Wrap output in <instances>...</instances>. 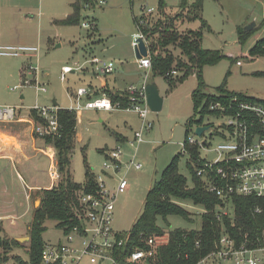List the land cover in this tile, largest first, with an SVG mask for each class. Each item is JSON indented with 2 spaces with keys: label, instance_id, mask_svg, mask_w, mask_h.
Here are the masks:
<instances>
[{
  "label": "rangeland",
  "instance_id": "374dc122",
  "mask_svg": "<svg viewBox=\"0 0 264 264\" xmlns=\"http://www.w3.org/2000/svg\"><path fill=\"white\" fill-rule=\"evenodd\" d=\"M192 1L188 0L189 3ZM180 2L163 0V10L159 9V0H106L104 6L84 4L78 12L80 22L63 25L61 21L72 12L74 0H0V47L30 45L39 48L38 57L32 59L0 56V106L20 108L18 115L25 117L35 106L49 107L52 101L58 108L74 107L72 93L80 87H91L95 92L103 84L110 90H123L130 85L140 88L144 81L142 71L135 63L132 44L133 35L138 32L137 22L146 14L147 8L154 9L148 19L151 22L161 16L173 17L179 12ZM201 17L208 25L203 30L202 48L223 55L215 64L203 67L204 93L218 95V89L223 88L227 92L264 100V54L253 55L250 52L264 37V0H203ZM90 21L94 23L93 28L82 26V23L89 24ZM252 24L246 39L238 42V30ZM179 25L180 32L197 30L200 21H185ZM169 51L175 59L182 58L178 48L171 47ZM93 59L112 62L114 71L99 75L98 65L92 63ZM29 66L38 67L37 76L27 73ZM63 66L71 67L74 72L61 80ZM181 75L177 71V76L172 78L175 80ZM146 83L155 85L162 107L158 112L149 109L147 120L152 126L144 132L143 143L136 154L126 141L116 140L119 136L129 140L133 132L139 130L141 120L136 113L95 109L75 112L76 137L69 168L72 180L84 185L88 167L110 191L118 177H125L128 183V189L112 200L111 229L117 234L129 232L137 223L144 213L149 189L159 181L164 169L175 158H178L179 173L185 177L189 187L193 185L183 150L186 140L206 141L208 146L198 150L199 156L206 161L217 158L215 150L222 142L219 136L210 135L211 132L221 133L215 119L203 118L202 124L213 125V128L201 138L194 133L195 124H189L193 118L195 121L200 119V114L195 115L192 100L198 83L194 72L171 85L167 78L150 71ZM85 101L84 98L82 103ZM0 130L12 137H4L11 148L0 151V156L11 158L0 160V237L22 238L27 236V225L39 205L34 197L38 189L34 188L50 187L49 161L39 152L40 142L29 124H0ZM117 146L123 150V164L135 155V162L141 163L142 169L127 171L124 168L108 177L102 166L108 151ZM182 153L184 155L180 157ZM176 203L189 214L190 220L172 214L165 219L159 218L157 226L166 231L200 230L203 207L190 200ZM44 227L41 234L44 245L64 244V233L56 222L46 221ZM27 243L23 248H13L10 254L27 261ZM81 264L89 263L83 260ZM207 264L233 263L216 259Z\"/></svg>",
  "mask_w": 264,
  "mask_h": 264
},
{
  "label": "trees",
  "instance_id": "16d2710c",
  "mask_svg": "<svg viewBox=\"0 0 264 264\" xmlns=\"http://www.w3.org/2000/svg\"><path fill=\"white\" fill-rule=\"evenodd\" d=\"M94 0H74L72 14L61 21L63 25H75L80 22L78 12L81 5H94ZM159 9L163 10V0H159ZM203 0H181L179 12L173 17L161 16L155 22L149 17L144 20L148 24L142 28L145 39L148 43L151 58V70L153 74H160L167 78L171 85L181 81L191 73L197 77V89L192 94L195 115L200 114V119L195 118L189 124L202 126L203 118L211 117L208 111L211 102L236 98L239 101L256 103L264 107V100L247 97L241 94H234L218 89V95L205 94V84L202 79L204 66L215 64L223 55L217 51H210L202 48L201 41L203 30L208 28L207 23L202 19ZM200 21L197 30L180 32L181 23L185 21ZM247 32L238 30V42L246 39ZM178 48L182 58L175 59L169 48ZM253 55L264 54V37L257 41L250 50ZM172 71L181 72L180 77L174 80L168 74ZM95 96L106 94L112 104H119L121 107L128 105V94L126 91H112L107 87L101 88ZM59 123L57 136L38 138L41 149L51 147L55 152L57 162L58 181L52 188L35 190L34 197L39 205L34 209L31 220L27 225V236L29 241L25 248L28 260L25 261L11 253L13 248H23L16 239L0 237V264H40L45 245L41 240V234L45 230L46 221L56 222V226L62 229L63 233L70 232L73 228L79 227V215L81 206L79 204V192H94L97 189L95 177L86 167L84 185L77 184L71 178L70 162L72 148L76 137V115L66 109H58L56 112ZM218 115V114H216ZM28 116L36 123L42 122L37 113L31 109ZM212 118V117H211ZM121 141L124 139H120ZM183 150L186 152L187 167L192 175L193 185L188 186L185 177L178 171V158H175L162 172L159 181L149 189L145 202L144 213L135 223L132 229L124 234H118L117 238H123L124 244L114 249L113 257L117 264H125L127 255L135 250H147V240L154 236L167 235L168 240L164 246L157 249L155 256L148 264H198L202 259L219 249L221 236L226 235L233 239L238 247L245 242L247 246L263 244L262 231L264 230V199L253 197H234L232 205L234 208L233 219L222 216L220 219L215 213L220 205L219 200L212 194L205 191L196 171L202 165L199 156V146L183 143ZM183 153L179 156L183 157ZM190 200L196 205L202 206L204 213L201 217V227L198 231L184 230H162L157 226L159 218L165 219L168 215L181 216L190 220L189 214L182 210L176 202ZM259 210L258 212L256 210ZM253 244V245H252ZM13 261H9V260Z\"/></svg>",
  "mask_w": 264,
  "mask_h": 264
},
{
  "label": "built area",
  "instance_id": "2783aa9c",
  "mask_svg": "<svg viewBox=\"0 0 264 264\" xmlns=\"http://www.w3.org/2000/svg\"><path fill=\"white\" fill-rule=\"evenodd\" d=\"M94 2L99 6L106 4V0H94ZM153 12V8L146 9V14H143L137 22L138 32L133 35V47L135 48L138 45L137 40L141 38L147 48L148 55L136 59L137 65L142 71L144 84L140 88L130 85L125 89L128 94V105L121 107L118 103L112 104L106 94L91 97L92 92L89 88L80 87L75 91V106L68 109L74 113L93 109L103 111L123 110L136 113L141 120V127L131 139L126 140V144L134 150L135 154L143 143L144 132L152 126L151 122L147 120L149 107L145 92L148 73L151 70V58L142 28L147 25L144 19L151 17ZM82 26L93 28L94 23L90 21L89 24L82 23ZM38 54V46L0 47V56L2 57L32 59L38 57ZM92 63L98 65L99 75L111 74L114 71L115 66L112 62H100L93 59ZM237 64L240 65V62H237ZM70 72H72L71 67H63L60 79L64 80L65 75ZM27 73L37 76L39 73L38 67L29 66ZM168 75L175 76L176 71H172ZM39 86L36 82L37 89H39ZM84 98L86 101L83 104ZM17 110H20V108L0 106V124L27 123L31 126L33 135L38 138L58 135L59 123L56 115L58 108L35 106L33 110L42 120L38 123L29 116L20 117L18 115L20 112H17ZM208 111L212 115V119L219 122L218 128L221 130V133L211 132L210 135L219 136L222 142L216 147L215 152L218 156L214 161H206L201 158L203 160L202 165L197 169L196 175L200 178L205 191L219 200L220 205L215 210L217 217L220 219L222 216H227L233 219L232 199L234 197L264 199V107L256 103L229 98L228 100L211 102ZM197 127H208V130L202 133V137L205 132L213 128V125ZM187 145H197L199 148L208 146L206 141L199 143L193 138L187 140ZM40 153L49 161L47 173L50 179L49 188H52L59 177L57 164L55 163V152L51 147H45L41 149ZM122 155L123 150L120 146L108 151L106 154L102 168L108 177L116 175L124 168L127 171L142 169V164L135 162V155L126 164L121 162ZM95 182L97 189L94 192H79L80 226L64 234V244L57 246L45 245L40 264H81L83 260H87L89 264H117V260L113 257L114 249L121 247L124 244V239H118V234L111 229L114 210L112 200L116 195L124 193L128 189V183L125 177H118L116 185L110 191L105 188V184L99 176L95 178ZM246 239L245 236V242L236 247L233 239L226 235L221 236L219 249L207 255L198 264H207L209 261L213 262L216 259L221 261L231 260L233 264H264V230L262 231L263 244L261 245L248 247ZM167 240L168 236L166 234L149 238L146 241L148 249L131 252L127 255L125 264H148L149 260L155 256L157 249L164 246Z\"/></svg>",
  "mask_w": 264,
  "mask_h": 264
},
{
  "label": "water",
  "instance_id": "95a60500",
  "mask_svg": "<svg viewBox=\"0 0 264 264\" xmlns=\"http://www.w3.org/2000/svg\"><path fill=\"white\" fill-rule=\"evenodd\" d=\"M253 24L250 26H247L244 31H249L252 28ZM138 45L134 48L136 59H140L141 57H146L148 55L147 48L144 44V41L139 38L137 40ZM145 92H146V100L147 105L152 112H158L161 110L162 107V99L158 95V90L155 87L154 84H147L145 86ZM53 106H56V102H52ZM208 130V127H197L195 129V135L198 137H201L202 133L204 131ZM16 241H18L20 244H24L29 241V237H22V238H16Z\"/></svg>",
  "mask_w": 264,
  "mask_h": 264
},
{
  "label": "crops",
  "instance_id": "0c3cea01",
  "mask_svg": "<svg viewBox=\"0 0 264 264\" xmlns=\"http://www.w3.org/2000/svg\"><path fill=\"white\" fill-rule=\"evenodd\" d=\"M72 14V12L71 13H69V14H67V16H70ZM247 32V31H246ZM25 46H30V45H25ZM135 63L137 64V62H136V59H135ZM63 67H65V66H63ZM62 67V68H63ZM137 67H138V65H137ZM139 68V67H138ZM72 72H74L73 70H72ZM66 76V75H65ZM106 86V84H103L102 85V88L103 87H105ZM87 88H89L90 89V91L92 92L91 93V97H97V96H95L96 94V92L91 88V87H87ZM101 89V88H100ZM126 89V88H125ZM125 89H123V90H118V91H125ZM110 90V89H109ZM112 91H116V90H112ZM98 92V91H97ZM72 95H73V99H74V101H75V92H73L72 93ZM53 102V101H52ZM51 106H53V104L51 105ZM50 107V106H49ZM54 107V106H53ZM56 108H58L57 107V103H56V106H55ZM70 108V107H69ZM68 108V109H69ZM58 109H64V108H58ZM68 109H66V110H68ZM135 132H137V131H134L133 132V135L135 134ZM7 136V134L4 132V131H1L0 130V151H6V150H9L11 147H10V144H8L9 143V141L8 140H5V138L4 137H6ZM9 136V135H8ZM7 136V137H8ZM133 137V136H132ZM131 137V138H132ZM8 138H12L11 136H9ZM124 139V140H122V141H126L125 140V138L124 137H121V136H119V137H116V140L117 141H121L120 139ZM121 141V142H122ZM4 145H8V146H4ZM39 150V152H41V148L40 149H38ZM9 158V159H11L10 157H8L7 155H3V156H0V160H2L3 158ZM20 177V176H19ZM34 189H39V188H34Z\"/></svg>",
  "mask_w": 264,
  "mask_h": 264
}]
</instances>
